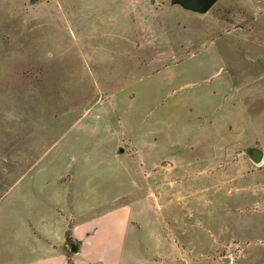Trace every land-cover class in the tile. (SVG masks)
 Returning a JSON list of instances; mask_svg holds the SVG:
<instances>
[{
    "label": "rangeland",
    "instance_id": "rangeland-1",
    "mask_svg": "<svg viewBox=\"0 0 264 264\" xmlns=\"http://www.w3.org/2000/svg\"><path fill=\"white\" fill-rule=\"evenodd\" d=\"M249 148L264 152V0L204 14L171 0H0V197L35 161H140L138 198L163 189L165 215L133 218L123 256L264 264V160Z\"/></svg>",
    "mask_w": 264,
    "mask_h": 264
},
{
    "label": "crops",
    "instance_id": "crops-1",
    "mask_svg": "<svg viewBox=\"0 0 264 264\" xmlns=\"http://www.w3.org/2000/svg\"><path fill=\"white\" fill-rule=\"evenodd\" d=\"M95 41L99 44L100 38ZM98 50L93 48L94 56ZM162 87H153L154 94L144 97L143 105L158 103ZM106 165H86L81 156L39 160L28 176L20 175L12 192L0 197V264H148L123 252L139 241L133 218L164 217L163 189L138 198L137 170L148 166L116 158ZM154 198L156 207L150 206ZM162 223L158 219L155 227L157 247H164ZM142 241L150 244L149 239Z\"/></svg>",
    "mask_w": 264,
    "mask_h": 264
},
{
    "label": "water",
    "instance_id": "water-1",
    "mask_svg": "<svg viewBox=\"0 0 264 264\" xmlns=\"http://www.w3.org/2000/svg\"><path fill=\"white\" fill-rule=\"evenodd\" d=\"M36 2L38 0H30ZM218 0H171L172 4L179 5L181 8L187 11H191L198 14L206 13ZM249 159L254 164H259L262 161L263 153L258 148H249L246 150ZM72 251L76 248L71 246Z\"/></svg>",
    "mask_w": 264,
    "mask_h": 264
}]
</instances>
